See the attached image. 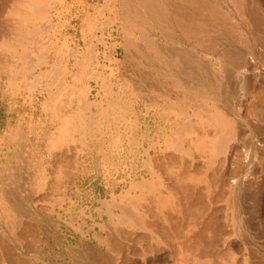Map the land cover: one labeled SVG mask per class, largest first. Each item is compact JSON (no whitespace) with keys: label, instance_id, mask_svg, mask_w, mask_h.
I'll use <instances>...</instances> for the list:
<instances>
[{"label":"rangeland","instance_id":"obj_1","mask_svg":"<svg viewBox=\"0 0 264 264\" xmlns=\"http://www.w3.org/2000/svg\"><path fill=\"white\" fill-rule=\"evenodd\" d=\"M0 264H264V0H0Z\"/></svg>","mask_w":264,"mask_h":264}]
</instances>
